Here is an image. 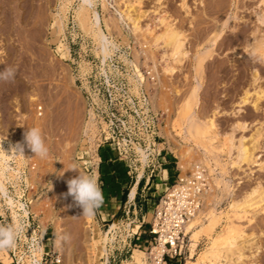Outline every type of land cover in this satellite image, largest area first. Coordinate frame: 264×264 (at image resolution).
I'll return each mask as SVG.
<instances>
[{"label": "rangeland", "instance_id": "rangeland-1", "mask_svg": "<svg viewBox=\"0 0 264 264\" xmlns=\"http://www.w3.org/2000/svg\"><path fill=\"white\" fill-rule=\"evenodd\" d=\"M13 1L0 0L3 4L0 7V33L3 35L0 34V72L11 66L16 69L17 74L12 81L0 80V131L4 133L2 135L0 132V142H3L0 146L5 144L3 149L7 147L4 149L7 152L10 143L14 145L23 142L25 130L36 127L42 131L50 153L47 158L42 159L35 156L25 145V158L16 156L10 159L11 167L19 172L14 175L6 174L5 185L13 184L16 196L19 193L18 182L22 178L21 175L27 186H34L30 191L34 192V195H28V199L35 203L36 213H42L39 223L41 229L46 228L47 233L44 237H47V240L43 242L46 246L44 251L56 257L58 264H137V257L144 264H159L152 255L154 246L150 250L147 229L151 211L168 187L163 185L166 183L163 172L165 167L171 169L174 180L177 172L181 177L191 176L198 161L207 160L210 166L214 167L212 168L216 175L220 174L217 176L229 181L231 186L230 194L220 200L218 186L209 179V193L204 206L213 203L218 212L233 214L230 212L232 198L241 199L257 186L264 188V165L259 167L264 160V136L259 139L255 150L257 162L250 166L241 164L238 169L230 165L225 143L214 131V134L210 135L214 149L209 148L210 145L206 143L205 151H198L199 155L190 154L185 158L184 164L180 163L179 155L186 152V145L189 143L178 135L183 123L181 115H189L192 112L198 120L204 121L207 128L210 127V119L215 118L221 133L228 132L233 122L241 120L246 123V129L235 131L234 143L237 144V140L243 139L244 136L246 145L251 146V135L264 125V98L258 101L261 109L255 110L253 107L256 97L254 90H258L260 86V89L264 90V61L258 54H252L248 46L251 34L258 26L256 12L261 9L264 13L262 0L91 1V6L100 20L101 30L108 39V52L105 57L132 56L135 60L143 58L141 64L148 70L152 82L144 81L138 65L133 71V81L131 79L130 82H134V90L138 91V82L142 81L145 90L149 91L151 108L165 112L151 157L147 158L142 170L141 158L137 153L138 168L135 175H130L131 182L123 191L120 204L111 207L105 214H100V208H97L91 216L92 232L86 230L82 208L77 206L71 196L66 197L65 194L68 191L66 181L78 175V172L70 170L71 167L75 165L80 173L86 174L85 169H88L89 165L91 169V165L96 161L97 133L93 124L83 118V102L76 81L87 71L89 61L94 62L95 57L101 61L104 59L103 49L93 26V16L91 14L90 22L83 20L81 0ZM182 1L188 9L182 8ZM10 4L11 6H8ZM126 5H131L134 17L138 15L139 30L135 33L131 23L122 13ZM28 7L29 22L24 34L29 42L27 44L20 31L23 26L17 19L25 12L27 16ZM12 16H15L13 19L17 22L11 19ZM160 18H165L166 22L168 20L186 35L185 50L188 56L172 77L161 74L159 67L166 48L152 51L150 38L146 33L147 27L153 30L154 34L161 32L164 23H160ZM9 20L16 22H12L14 33L11 31V36L7 35ZM86 22L88 25L91 23L90 26ZM222 23L224 26L221 30ZM259 27L263 29L264 25ZM214 33L218 38L212 43ZM206 49H210L211 54L204 59L198 73L195 56ZM255 70L258 71L260 79L253 85L252 75ZM198 83L200 87L197 91V101L192 103L191 111L184 110L185 102H189L191 91ZM247 90L252 92L249 93V101L240 104L242 95ZM39 106L42 107V117L36 112ZM239 107L240 112L234 115ZM204 152L207 154H203ZM32 165L35 167L32 168ZM201 166L205 167L204 164H200ZM140 171H143L142 175H139ZM205 172L207 175L210 173L209 169H205ZM136 183L138 184L133 199L127 200L131 187ZM1 204L0 198V206ZM262 205L264 202L260 204ZM259 209L252 211L253 214L250 212L251 216L247 213L243 219L231 217L233 222L241 227L236 237L241 256L236 254L233 257L241 264H264V207ZM247 218L250 220L247 221ZM222 220L219 222L220 226L217 224L219 227L216 226L211 232L205 227L193 241L189 240V234L184 236L180 257L168 261L167 264H206L202 253L221 226L225 225V218ZM207 223L204 211L198 217L196 230ZM111 226L114 228L109 232ZM55 229L58 230V238ZM65 235L69 237L67 241L59 239ZM55 238L58 239L59 249L54 246ZM102 242L105 249L99 254L101 251L93 246L99 243L100 248ZM256 249L258 253L255 252ZM8 263V256L4 251H0V264ZM227 263V260L221 258L217 261V264Z\"/></svg>", "mask_w": 264, "mask_h": 264}, {"label": "built area", "instance_id": "built-area-1", "mask_svg": "<svg viewBox=\"0 0 264 264\" xmlns=\"http://www.w3.org/2000/svg\"><path fill=\"white\" fill-rule=\"evenodd\" d=\"M143 58L136 61L132 56H110L104 60L96 58L88 62L84 75L76 79L78 92L83 102V118L93 124L97 133L96 144L107 145L127 168L128 174L136 173V148L152 155L156 144L162 116L165 112L153 110L145 87L134 90V63L138 64L139 72L144 81L152 82L148 70L141 64ZM138 62V63H137ZM93 63V64H91ZM36 112L41 113L39 108ZM160 144H157V146ZM161 150V149H160ZM159 152V150H158ZM90 175V169H85ZM29 177V174L26 173ZM22 182V183H21ZM203 171L196 168L189 177H180L177 172L173 183L162 193L154 205L147 233L152 246L158 249L156 261L177 259L181 255L183 229L202 205L200 195L206 187ZM19 193L15 196L13 187L7 183V190L12 197L18 199L22 207L16 210V222L10 215L8 207H3L0 225L23 224V232L17 239L14 248L5 250L9 258L8 264H58L59 260L45 252L43 242L47 235L46 228L41 229L33 202L27 196L34 195L33 187H26L22 178L18 182ZM9 193V194H10ZM150 252V251H149Z\"/></svg>", "mask_w": 264, "mask_h": 264}, {"label": "bare ground", "instance_id": "bare-ground-1", "mask_svg": "<svg viewBox=\"0 0 264 264\" xmlns=\"http://www.w3.org/2000/svg\"><path fill=\"white\" fill-rule=\"evenodd\" d=\"M3 1V0H2ZM12 1V0H10ZM15 1V0H14ZM13 1V2H14ZM18 1V0H17ZM92 1V0H91ZM138 1V0H137ZM22 2V1H21ZM27 2V1H26ZM82 2V14L84 15V21H89V19H91V14L93 16V26L95 27L96 29V37L99 41V44L100 46L102 47L103 49V54H104V59L100 62L103 63V61L108 58V57H105L108 50V42L103 33V31L101 30V27H100V20L97 16V13L96 11L92 8L91 6V3L86 5L83 3V0H81ZM119 1H117L118 3ZM4 3H7V2H4ZM16 3V1H15ZM24 3V2H23ZM102 3V2H101ZM136 3V2H135ZM139 3V2H138ZM9 4V3H8ZM18 4V3H17ZM22 4V3H21ZM30 4V3H29ZM28 4V5H29ZM261 4H264V0L261 1ZM1 2H0V7H1ZM20 5V3H19ZM26 5V4H25ZM8 6H11L8 5ZM32 6V5H31ZM103 6V4H102ZM101 6V7H102ZM181 6L184 10L188 9L185 2L182 1L181 3ZM7 7V5L5 6ZM4 7V8H5ZM22 7V6H21ZM24 7V6H23ZM9 8V7H8ZM11 8V7H10ZM104 8V7H103ZM186 8V9H185ZM3 9V8H2ZM15 9V7H14ZM130 9V10H129ZM7 10V9H6ZM16 10V9H15ZM29 7H28V14L27 16L25 15V13H23V15L19 16V19L18 22L24 27L21 28V33H23L22 35L25 34V27L28 25V22H29ZM1 11V10H0ZM4 11V9H3ZM19 11V10H18ZM24 11V10H23ZM2 13V12H1ZM5 13H8V12H5ZM14 13V12H13ZM122 13L125 15L126 19L131 23L132 25V29H133V32H137L139 30V20H138V15L137 17H134V10L131 9V5H126V9L125 10H122ZM188 13V12H186ZM18 14V13H17ZM20 14V13H19ZM6 14H4L5 16ZM81 16V14H80ZM256 22L258 23V26L254 29V31L252 32V38L248 44V46L250 47L249 49L250 52L252 54H258L260 56V58H262V60L264 61V27L263 29L259 27V25H264V13L261 12V9H260V12H256ZM2 17V16H1ZM0 17V19H1ZM15 17V16H14ZM12 16L11 19L14 18ZM82 17V18H83ZM7 19V18H6ZM5 19V20H6ZM168 19V18H167ZM2 20V19H1ZM16 21V19H13ZM2 22V21H1ZM13 22V21H12ZM12 22L11 20L8 21V33L7 35L11 36V31L12 28ZM17 22V21H16ZM15 22V23H16ZM151 22V21H150ZM14 23V22H13ZM14 23V24H15ZM82 23V22H81ZM110 23V22H109ZM160 23H164V28L161 30L160 33L158 34H154V31L151 30L150 28H146V33H147V36L150 38V47L151 49H153L152 51H156L158 49H161L162 47L166 48V53L164 55H162L161 57V65L159 66L160 67V70H161V74H163L164 76H167V77H172L174 75V73L178 72V70L181 68L179 66H182L183 65V62L184 60L186 59V57L188 56V52L185 50V41H186V35L182 32V31H179L176 27H174V25L171 23V22H166V19L165 18H160ZM226 23V21L224 22V24ZM18 24V23H17ZM83 24V23H82ZM85 24V23H84ZM87 24V22H86ZM91 23H89L88 26H90ZM224 24L222 23V25L220 26V29L224 26ZM1 25V23H0ZM3 25V23H2ZM19 25V24H18ZM86 25V26H87ZM255 25V24H254ZM14 26V25H13ZM157 26V24H156ZM130 27V26H129ZM146 27V26H145ZM19 28V27H18ZM93 28V27H92ZM3 29V27L1 28ZM16 29V28H15ZM83 29V28H81ZM217 29V28H216ZM222 30V29H221ZM220 30V32H221ZM4 32V31H3ZM14 33V31H13ZM16 33V32H15ZM19 33V32H18ZM1 34V33H0ZM39 34V33H38ZM5 35V33H4ZM141 35V34H140ZM1 36H3L1 34ZM29 36V35H28ZM40 36V35H39ZM218 35L216 33H214L213 35V39H212V43H214L216 41V39L218 38L217 37ZM22 37V36H21ZM24 37V40H26V42L28 41L27 40V37H25V35L23 36ZM143 37V36H142ZM146 37V36H145ZM26 38V39H25ZM23 40V41H24ZM39 40V39H38ZM146 40V39H145ZM5 41V40H4ZM17 42V41H16ZM19 42V41H18ZM143 42V41H142ZM12 43V42H11ZM29 42H27L28 44ZM149 44V43H148ZM145 45V44H144ZM212 46V45H211ZM214 46V45H213ZM19 47V46H18ZM3 50V49H2ZM146 51V50H145ZM151 51V50H150ZM159 51V50H158ZM248 51V50H247ZM154 53V52H153ZM199 53V52H198ZM135 54V53H134ZM155 54V53H154ZM211 54V50L210 49H206L205 51H201L199 54H196L195 56V60H196V63H197V67H196V71L199 73V69L201 68V64L203 63L204 59L206 57H209V55ZM153 56V55H152ZM151 57V56H150ZM155 58V57H154ZM257 59V58H256ZM135 60V59H134ZM136 61V60H135ZM138 63V62H137ZM136 65L138 64H135L134 63V69L133 71L135 70V67ZM155 65V64H154ZM159 65V64H158ZM53 66V65H52ZM155 68V67H153ZM146 69V68H145ZM156 69V68H155ZM147 70V69H146ZM157 74V73H156ZM197 74V73H195ZM17 75V74H16ZM198 75V74H197ZM67 76V75H66ZM133 76H135V73L133 72ZM152 76V75H151ZM200 76V75H199ZM133 81V77H130L129 76V79L128 81ZM199 79V78H198ZM252 79H253V82L252 84L254 85L259 79V75H258V71L255 70V72L253 73L252 75ZM195 80V79H194ZM197 83V82H196ZM257 85V84H256ZM255 85V86H256ZM32 86V85H31ZM144 87V83L141 81L138 82V87ZM199 83L196 84V86L192 89L191 91V94H190V97H189V102H185L184 104V110H190L191 108V105L192 103L196 102L197 101V91L199 89ZM263 87V86H262ZM258 88V87H257ZM261 88V86H260ZM258 89V90H254V94H255V99L253 101V107L255 110L259 109L260 107L258 106V101L263 99L264 98V90L263 89ZM249 93L250 91H245L243 98H241V101L239 102L240 104H246L248 101H249ZM252 93V92H251ZM250 93V94H251ZM243 94V93H242ZM31 95V94H30ZM33 95V94H32ZM34 97V96H33ZM32 97V98H33ZM149 97V95H148ZM253 98V96H252ZM30 100V99H29ZM33 100V99H32ZM34 101V100H33ZM252 104V103H251ZM40 109H42L41 106L37 107ZM261 109V108H260ZM185 112V111H184ZM240 112V107L238 110H236V112H234V115H236L237 113ZM257 112V111H256ZM182 113H183V110H182ZM38 114V113H37ZM36 114V115H37ZM184 114V113H183ZM181 115V118L183 120V123L180 125V132L178 133V135L182 136L184 141L187 142V143H192L191 145H186L187 146V149L185 150L186 152L179 155V160H180V163L182 162L184 164V161H185V158L187 156H189L190 154H194V153H197L198 155L200 153H198V151H202V150H206L207 146H206V143L209 144V148L211 149H214V147L212 146V139L210 138V135L213 133L212 131H214V133L221 137L224 141L223 143H225V147H226V155H227V158L230 159L231 163L230 165L232 167H237L238 169L241 168V164H246L248 166L252 165V164H255L257 162L256 160V154H255V150H257V143H259V139L264 136V125L262 124L256 131L254 134L251 135V146H247L246 143L244 142V136H243V139H239L237 140L238 143L235 144L234 143V133L236 130H244L246 129V123L244 122H241L240 121H235L232 123V126H231V129L226 132V133H221L220 132V129L217 127V124H216V120L215 118H212L210 119V127L207 128L206 127V124L204 125V121L201 122L200 120H198L196 118V116L191 112L189 115H186V113L184 115ZM24 115V114H23ZM39 117H42V113H39L38 114ZM38 117V118H39ZM214 117V116H213ZM174 119V118H173ZM263 119V117H262ZM87 122V121H86ZM89 123H92L91 120L88 121ZM174 122V121H173ZM177 122V121H176ZM180 122V121H178ZM264 123V122H263ZM37 124V123H36ZM179 124V123H178ZM259 125V124H258ZM33 126H36V125H33ZM39 127V126H38ZM89 128V127H88ZM18 129V128H17ZM11 131V130H10ZM1 132V131H0ZM5 132V130H4ZM2 135L4 134L3 132H1ZM7 133V132H6ZM213 133V134H214ZM171 134V133H170ZM169 135V134H168ZM5 136V135H4ZM55 136V135H54ZM166 136V135H165ZM213 136V135H212ZM3 137V136H1ZM8 137V136H7ZM172 138L174 137L173 135L171 136ZM6 138V136H5ZM171 138V139H172ZM8 139V138H7ZM167 139V138H166ZM2 140V139H1ZM6 141V140H5ZM4 141V142H5ZM171 141V140H170ZM9 142H11V140L9 139ZM3 143V142H2ZM5 145V144H4ZM2 146V147H5V146ZM8 145V144H7ZM183 146V145H182ZM9 147V145H8ZM7 148V147H6ZM6 148H4L6 150ZM262 148V147H261ZM216 149V148H215ZM9 150V148L7 149ZM211 152V151H210ZM136 153L139 154L140 156V161H141V168L143 170L144 168V165L146 163V160H147V157H148V153H145L143 150H140V149H137L136 148ZM206 152H204L203 154H205ZM207 154V153H206ZM215 154V153H214ZM217 154V153H216ZM204 156V155H203ZM217 157V155H216ZM214 157V158H216ZM12 157H9L6 159L5 162L3 163H0V198L2 199V204L0 206V211L3 212V207L2 206H7L8 209L10 210V215H11V218L13 220V222H16V219H15V216H16V210L20 209L22 207V204L19 202L18 199H15L14 197H12V194L10 193L9 190H7V183L5 185V178L6 177V174L10 173L11 175H14V174H18L19 171L15 170L13 167H11L10 165V159ZM25 158V157H24ZM207 158V157H206ZM188 159V158H187ZM198 160V159H197ZM217 160V159H216ZM179 162V161H178ZM179 163V164H180ZM178 164V165H179ZM188 164V163H187ZM200 164H204L205 167L202 168V166L200 167ZM229 164V163H228ZM211 164L205 160V159H201L200 161H198L197 165L195 168H198V169H201L203 171V177L205 179V185L206 187L203 189L201 195H200V198H201V201H202V205L200 207V209L198 210V212L192 217V219L185 224L184 226V229H183V239H185L184 236H187L188 234L190 235L189 236V240H195L197 238V236L200 234L201 231H203L205 229V227L209 229V232H211L212 230H214V228L216 226H218L217 224H219V222L222 220V218L224 217L225 218V225L221 226L222 228L220 229L219 232H217V234L215 235V237L213 238L212 237V240L209 244V246L204 250V252L202 253V259L206 262V264H217V261L221 258V259H224V260H227V264H241L239 262L236 261V259L234 260L233 257L238 254L240 255V248H239V245L237 244V241H236V237H237V234L239 233V231H241V227L239 228V225L234 223L233 220L231 219V217H235L236 219H241L242 217L244 218V216L249 213L250 215V212L256 210L257 208H262L264 207V205L260 206V204H262V202H264V188H261L260 186H257L255 188H253L252 190H250V192L248 194H246L244 197H241V199H236V198H232V203L230 204V212L233 214H229L227 212H224V211H216L214 209V206H213V203H210L208 206H204V202H205V199H207V196H208V193H209V190H208V187H209V179H211V181H213L214 184H216L218 186V189H219V196L218 198L221 200L223 199L224 197L228 196L230 194V189H231V186L229 184V181H226L224 180L222 177L219 178V176L217 175H220V174H217L215 173V170L210 166ZM264 165V160L259 164V167H262ZM180 166V165H179ZM178 166V167H179ZM35 167L34 165H32V168ZM181 167V166H180ZM223 167V166H222ZM192 168V167H191ZM194 168V167H193ZM205 169H209L210 173L209 175L206 174L205 172ZM217 169V168H216ZM186 171V170H185ZM224 173V172H223ZM143 174V171H140L139 175H142ZM186 174V173H185ZM180 176V174H179ZM186 176V175H185ZM190 176V175H189ZM187 176V177H189ZM209 176V177H208ZM223 176V175H222ZM8 177V176H7ZM10 177V176H9ZM22 177V180L24 181V177L21 175ZM181 177V176H180ZM25 183V181H24ZM138 183L134 184L130 191H129V196L128 198L129 199H133L134 197V194H135V190H136V186H137ZM10 185L13 187V191H14V186L13 184L10 183ZM257 185V184H256ZM25 186L28 188L30 187H34L33 185H30V186H27V184L25 183ZM10 193V194H9ZM16 196V195H15ZM27 200L28 199V196H27ZM31 204H32V200H30ZM33 205H35V203H33ZM14 208H16V210H14ZM260 210V209H259ZM264 210V209H263ZM206 212V215H207V221L208 223L207 224H204L203 226H201V228L199 230H196V226H197V223H198V217L199 215L202 213V212ZM255 212V211H254ZM3 214V213H2ZM253 214V212H252ZM256 214V213H255ZM251 216V215H250ZM249 217V216H248ZM234 218V219H235ZM242 218V219H243ZM86 219V230H91L90 228V224H91V217H85ZM253 219V218H252ZM250 220L247 218V221ZM38 221L40 222V217L38 218ZM59 221V220H58ZM223 221V220H222ZM252 221V220H251ZM57 222V220H56ZM252 223V222H251ZM222 224V222H221ZM243 225V224H241ZM220 226V224H219ZM218 226V227H219ZM114 226H111L110 227V231L111 232L113 230ZM99 231V230H98ZM92 232V230H91ZM97 232V231H96ZM107 233V232H106ZM105 233V234H106ZM55 235L57 236L58 238V230L55 229ZM97 235V234H96ZM112 235V234H111ZM240 235V234H239ZM93 237V236H92ZM98 237V236H97ZM57 238H55L54 240V243H55V248L59 249V245H58V242H57ZM113 238V237H112ZM240 238V237H239ZM96 239V238H95ZM95 239H92L94 241H96ZM243 239V238H242ZM238 240V239H237ZM106 241V240H105ZM97 242V241H96ZM95 242V243H96ZM100 242V241H99ZM104 243L102 242V245L101 247L99 248V243L98 245L96 246H93V247H96V249L100 250L101 252L99 254H101L104 249H105V246L103 245ZM98 247V248H97ZM256 253H258V250L256 249L255 251ZM98 253V252H97ZM158 254V249L156 247H153V250H152V255L154 256L155 260H156V257ZM141 255V254H140ZM256 255V254H255ZM254 255V257H255ZM241 256V255H240ZM253 256V254H252ZM243 257V256H242ZM251 257V256H250ZM137 260V264H144L141 262L140 258H136ZM157 263L161 264L163 261H156ZM222 263V262H221ZM254 263V262H253ZM147 264V263H146ZM156 264V263H155Z\"/></svg>", "mask_w": 264, "mask_h": 264}, {"label": "clouds", "instance_id": "clouds-1", "mask_svg": "<svg viewBox=\"0 0 264 264\" xmlns=\"http://www.w3.org/2000/svg\"><path fill=\"white\" fill-rule=\"evenodd\" d=\"M83 3L88 5L91 3V0H83ZM15 76L16 69L11 66L0 72V80L3 81H12L15 79ZM23 136V142L16 143L14 145L10 143L9 150L7 152L2 146H0V163L5 162L9 157H24L23 154L25 145L32 153L35 154V156L42 159L49 156L50 149L47 146L42 131L39 128L33 127L25 130ZM0 145H2V142H0ZM70 170L78 172V175L66 181L68 191L65 196H71L77 206L82 208V216L91 217L95 214L96 209L103 203L104 199L99 182L96 177L92 175L80 173L76 169L75 165H73ZM22 232L23 224L21 223L7 226L0 225V251L14 248L17 239ZM59 239L67 241L69 237L65 235Z\"/></svg>", "mask_w": 264, "mask_h": 264}, {"label": "crops", "instance_id": "crops-1", "mask_svg": "<svg viewBox=\"0 0 264 264\" xmlns=\"http://www.w3.org/2000/svg\"><path fill=\"white\" fill-rule=\"evenodd\" d=\"M95 153L96 161L91 165V169L89 165V169L90 175L96 177L102 189L104 199L99 206V213L105 214L111 207L120 204V198L123 191L130 184L131 176L128 174L123 162L107 145L98 146ZM163 172L166 180L163 185L169 186L174 181L172 180L171 169L166 167Z\"/></svg>", "mask_w": 264, "mask_h": 264}, {"label": "trees", "instance_id": "trees-1", "mask_svg": "<svg viewBox=\"0 0 264 264\" xmlns=\"http://www.w3.org/2000/svg\"><path fill=\"white\" fill-rule=\"evenodd\" d=\"M165 168H166V167H165ZM165 168H164V169H165Z\"/></svg>", "mask_w": 264, "mask_h": 264}]
</instances>
